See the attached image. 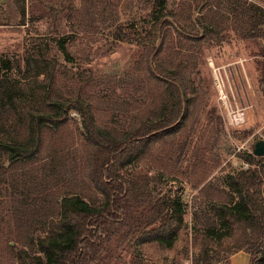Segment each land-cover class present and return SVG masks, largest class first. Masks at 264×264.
Listing matches in <instances>:
<instances>
[{
  "label": "trees",
  "instance_id": "1",
  "mask_svg": "<svg viewBox=\"0 0 264 264\" xmlns=\"http://www.w3.org/2000/svg\"><path fill=\"white\" fill-rule=\"evenodd\" d=\"M15 3L24 25L25 0ZM202 3L206 5L200 8ZM222 3L241 39H264L259 30L264 10L244 9L243 0L217 5ZM163 4L159 0L152 5L156 30L145 42L147 71L159 85L157 109L151 105L141 110L123 131L101 124L87 98L57 84L51 46L43 49L39 39L29 37L23 66L16 57L0 54V264H113L116 253L126 249L141 260L148 248L175 249L180 234L188 230V205L164 189L170 172L163 162L170 155L166 150L154 153L158 144L183 132L192 100L179 69L159 65L167 42L164 30L172 24L168 15L159 14ZM210 5V0H191L187 20L180 19L185 25L177 32L194 54L214 37L222 40L214 33L221 19ZM199 8L207 12L194 22ZM67 39L51 40L63 60L72 62ZM71 112L82 118V153L54 147L46 151ZM188 136L176 147L177 161L185 154ZM239 157L249 168L225 177L227 191L215 188L210 174L198 175L197 162L190 170L191 187L200 188L203 199L192 212L193 232L201 240L198 251L189 257L187 244L183 250V260L190 258V264H229L241 251L249 255V264H264V158L252 153ZM155 160L160 166L150 169Z\"/></svg>",
  "mask_w": 264,
  "mask_h": 264
},
{
  "label": "rangeland",
  "instance_id": "2",
  "mask_svg": "<svg viewBox=\"0 0 264 264\" xmlns=\"http://www.w3.org/2000/svg\"><path fill=\"white\" fill-rule=\"evenodd\" d=\"M158 1L25 0V24L20 25L21 14L15 0H0V54L16 57L23 66L29 37L39 39L43 49L46 44L51 46V56L56 59L59 70L57 84L72 93L79 91L93 104L101 124L123 131L141 110L151 105L157 109L159 85L147 71L149 44L145 42L149 43L155 34L151 13L152 5ZM220 1L210 0V8L221 19L214 33L219 32L222 40L217 42L214 37L195 54L191 44L177 32L185 25L182 20H187L191 0H164L161 12L156 7L159 14L168 15L167 20L172 23L164 30L167 42L158 59L159 65L179 69L186 93L192 100L183 132L158 144L154 153L158 156L166 150L170 155V160L164 158L165 164L163 162L166 173L170 172L164 189L179 194L181 201L188 205L184 216L188 230L180 234L173 250L148 248L142 258L140 256L141 260L130 249L120 250L113 264H190V258L183 260V250L187 244L189 257L198 251L201 240L193 232L192 212L195 205L203 202L198 195L200 188L191 187L193 178L189 173L193 164L198 163V175L210 174L209 180L215 188L227 191L225 177L249 168L239 155L251 154L255 143L264 140V39H241L226 3L217 5ZM243 1L244 9L264 6V0ZM202 5L206 4L202 3L200 8ZM200 8L192 15L194 22L207 12L206 8L201 13ZM261 11L257 12L258 16ZM259 30L264 32V25H260ZM54 37L68 38L72 62L63 60L54 47ZM158 47L155 41L154 52ZM82 133V118L71 112L66 126L51 140L46 151L54 147L53 150L68 153L81 149L82 153ZM187 135L188 147L177 161L180 150L176 147ZM157 161L148 167L158 168ZM139 169L147 168L139 165Z\"/></svg>",
  "mask_w": 264,
  "mask_h": 264
},
{
  "label": "crops",
  "instance_id": "3",
  "mask_svg": "<svg viewBox=\"0 0 264 264\" xmlns=\"http://www.w3.org/2000/svg\"><path fill=\"white\" fill-rule=\"evenodd\" d=\"M232 264H247L248 263V255L245 252H238L233 255Z\"/></svg>",
  "mask_w": 264,
  "mask_h": 264
},
{
  "label": "water",
  "instance_id": "4",
  "mask_svg": "<svg viewBox=\"0 0 264 264\" xmlns=\"http://www.w3.org/2000/svg\"><path fill=\"white\" fill-rule=\"evenodd\" d=\"M252 154L256 157H264V140L255 143Z\"/></svg>",
  "mask_w": 264,
  "mask_h": 264
},
{
  "label": "built area",
  "instance_id": "5",
  "mask_svg": "<svg viewBox=\"0 0 264 264\" xmlns=\"http://www.w3.org/2000/svg\"><path fill=\"white\" fill-rule=\"evenodd\" d=\"M262 10H264V6H262Z\"/></svg>",
  "mask_w": 264,
  "mask_h": 264
},
{
  "label": "bare ground",
  "instance_id": "6",
  "mask_svg": "<svg viewBox=\"0 0 264 264\" xmlns=\"http://www.w3.org/2000/svg\"><path fill=\"white\" fill-rule=\"evenodd\" d=\"M238 117H239V116H238ZM238 117H237V118H238ZM235 119H236V117H235ZM236 120H237V119H236ZM241 121H242V120H241Z\"/></svg>",
  "mask_w": 264,
  "mask_h": 264
}]
</instances>
